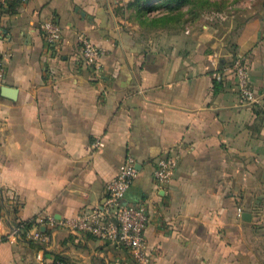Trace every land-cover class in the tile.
Instances as JSON below:
<instances>
[{"label": "crops", "instance_id": "1", "mask_svg": "<svg viewBox=\"0 0 264 264\" xmlns=\"http://www.w3.org/2000/svg\"><path fill=\"white\" fill-rule=\"evenodd\" d=\"M14 1L0 13V264H137L128 248L83 233L10 239L21 223L48 232L51 216L100 207L126 156L137 176L122 202L146 205L151 264H258L250 240L264 221V102L240 99L231 64L244 56L264 92V0L150 33L134 0ZM49 18L62 30L52 48L39 29ZM81 33L103 51L98 73L81 60ZM173 155L159 187L155 162Z\"/></svg>", "mask_w": 264, "mask_h": 264}, {"label": "built area", "instance_id": "2", "mask_svg": "<svg viewBox=\"0 0 264 264\" xmlns=\"http://www.w3.org/2000/svg\"><path fill=\"white\" fill-rule=\"evenodd\" d=\"M45 44L52 48L62 38L60 25L53 19L44 20L39 27ZM81 48V60L94 72L99 71L103 51L96 46L87 36L79 34L77 37ZM231 70L236 78L238 96L243 102H264V92L258 94L252 87L247 60L242 55L233 57ZM4 76V64L0 57V82ZM93 148L98 150L103 146L101 140L93 143ZM177 166V156L159 157L155 162L153 179L157 186H166L173 176ZM137 176L136 160L126 156L120 164L117 174L106 186V196L100 207L82 211L75 217L57 219L51 216L48 219V232H43L38 226L30 227L25 232L27 241L45 243L50 239L51 232L61 229L71 233H83L100 240L109 241L117 246L130 250L137 264H151L150 253L145 240V228L148 222L147 208L143 201L137 203H123L122 200ZM239 213L241 210H238ZM24 223L19 224L11 232V240L19 237ZM41 254L37 257L40 258Z\"/></svg>", "mask_w": 264, "mask_h": 264}, {"label": "rangeland", "instance_id": "3", "mask_svg": "<svg viewBox=\"0 0 264 264\" xmlns=\"http://www.w3.org/2000/svg\"><path fill=\"white\" fill-rule=\"evenodd\" d=\"M236 0H191L193 7L189 3L178 5L177 9L160 7L156 9L150 8L148 3L147 9L140 8L139 5L132 8V16L137 21L143 23L146 32H156L162 25L161 18L167 19L165 23L181 24L186 28L200 25L202 23H215L223 18H229L235 13ZM137 1L135 0V4ZM141 4V1H139ZM158 4L160 2L158 1ZM162 4V3H161ZM175 6V5H173ZM180 18V19H179ZM251 221V219H250ZM249 221V222H250ZM256 230L252 234L251 249L257 257L258 264H264V221L261 218L253 224Z\"/></svg>", "mask_w": 264, "mask_h": 264}, {"label": "trees", "instance_id": "4", "mask_svg": "<svg viewBox=\"0 0 264 264\" xmlns=\"http://www.w3.org/2000/svg\"><path fill=\"white\" fill-rule=\"evenodd\" d=\"M137 3L135 4V0H134V4L136 5V7L139 5V7L141 8H144V9H147V5L148 3H152L150 4V8L152 9H156V8H160V7H167V8H174V9H177L178 8V5H182L184 3H189L191 4V6L193 7L194 3L191 2V0H136ZM139 1H141V4H139ZM158 1L160 2V4H158ZM4 3H6V8H4ZM162 3V4H161ZM14 4L15 1L14 0H3V1H0V13L4 12L5 9L6 11H13L14 9H12L14 7ZM175 5V6H173ZM180 19V18H179ZM167 19L165 18H161V22H166ZM33 224H31L30 222H27L25 223L23 229H21V235H25V232L30 229V227L32 226ZM55 261H58L60 262V264H65V261L60 258V257H56L55 258ZM56 264V263H55Z\"/></svg>", "mask_w": 264, "mask_h": 264}, {"label": "water", "instance_id": "5", "mask_svg": "<svg viewBox=\"0 0 264 264\" xmlns=\"http://www.w3.org/2000/svg\"><path fill=\"white\" fill-rule=\"evenodd\" d=\"M242 219H243L244 221H250L251 216H250V214H249L248 212H244V213L242 214ZM40 230H41V231H44V228H41Z\"/></svg>", "mask_w": 264, "mask_h": 264}]
</instances>
